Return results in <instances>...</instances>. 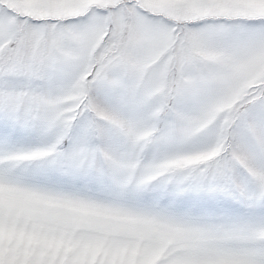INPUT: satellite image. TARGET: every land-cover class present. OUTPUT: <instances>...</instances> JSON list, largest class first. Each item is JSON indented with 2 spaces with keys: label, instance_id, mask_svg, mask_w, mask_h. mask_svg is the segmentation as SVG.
I'll return each mask as SVG.
<instances>
[{
  "label": "snow or ice",
  "instance_id": "6c2138e0",
  "mask_svg": "<svg viewBox=\"0 0 264 264\" xmlns=\"http://www.w3.org/2000/svg\"><path fill=\"white\" fill-rule=\"evenodd\" d=\"M0 264H264V0H0Z\"/></svg>",
  "mask_w": 264,
  "mask_h": 264
}]
</instances>
